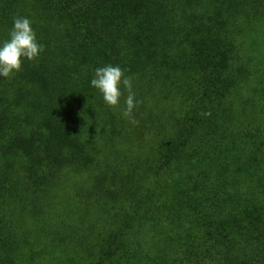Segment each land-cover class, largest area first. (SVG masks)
Instances as JSON below:
<instances>
[{"label":"trees","instance_id":"16d2710c","mask_svg":"<svg viewBox=\"0 0 264 264\" xmlns=\"http://www.w3.org/2000/svg\"><path fill=\"white\" fill-rule=\"evenodd\" d=\"M14 17L44 51L0 76V264H264V0H0V45Z\"/></svg>","mask_w":264,"mask_h":264},{"label":"clouds","instance_id":"9594fccd","mask_svg":"<svg viewBox=\"0 0 264 264\" xmlns=\"http://www.w3.org/2000/svg\"><path fill=\"white\" fill-rule=\"evenodd\" d=\"M44 45L38 43L36 33L31 27V21L26 17H14L9 39L0 45V76L11 78L22 68L24 59L35 60ZM91 85L99 90L104 101L110 107H117L122 96L121 85L127 91L123 116L132 124H138L133 116V110L141 101L135 100L132 80L125 75L119 66L107 65L95 69ZM210 115V113H208Z\"/></svg>","mask_w":264,"mask_h":264}]
</instances>
